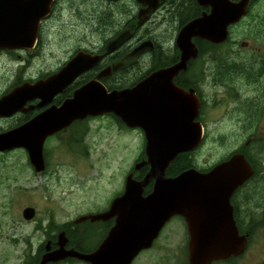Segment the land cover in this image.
Masks as SVG:
<instances>
[{"label":"water","instance_id":"water-1","mask_svg":"<svg viewBox=\"0 0 264 264\" xmlns=\"http://www.w3.org/2000/svg\"><path fill=\"white\" fill-rule=\"evenodd\" d=\"M249 3L250 0H216L212 15L188 24L179 37L185 59L193 49V36L223 41L227 27L246 15ZM51 4L52 0H0V49L32 48L42 20L51 12ZM128 36L122 33L109 43V49L119 47ZM97 61L98 57L81 52L58 74L15 87L0 99V117L23 111L29 101L37 98L43 100L42 104L49 103ZM163 76L164 73L157 74L149 85L144 82L135 89L113 91L93 80L76 90L60 107L52 106L27 123L0 134V153L26 149L37 172L46 168L47 139L76 120L113 113L128 127L142 128L146 135L147 159L135 167L139 170L150 166L145 178L137 180L130 173L125 192L113 200L108 211L76 220L81 223L116 218L100 246L90 253L68 248L69 238L62 231L58 248L51 250L49 241L39 264L68 258L89 264H132L143 250L153 246L166 223L177 214L183 215L188 223L189 264H213L244 252L248 239L239 233L230 199L254 175V170L244 155L235 154L208 172L190 168L175 177L167 176L172 161L200 144L203 131L202 127L188 129L193 115L182 107L185 102H172L148 92L150 86L161 83ZM152 180L154 189L145 196L144 189ZM36 214L33 206L23 210L25 220L34 219Z\"/></svg>","mask_w":264,"mask_h":264},{"label":"flooded vegetation","instance_id":"flooded-vegetation-1","mask_svg":"<svg viewBox=\"0 0 264 264\" xmlns=\"http://www.w3.org/2000/svg\"><path fill=\"white\" fill-rule=\"evenodd\" d=\"M95 1L99 7L94 10L96 15L93 20L96 23L91 22V26L101 38L100 42L77 45L72 48L68 57L53 69L44 71L41 69L36 76H23L17 79L11 89H6L0 95V99L19 85L37 83L58 74L81 52L98 57L97 63L77 75L72 83L58 92L49 103L42 104L43 100L37 98L29 101L23 111L11 117H0V134L27 123L52 106L60 107L73 97L76 90L93 80L100 81L108 91L125 90L135 89L144 82L149 85L153 77L164 73L160 79L161 83L156 87L150 86L148 92L172 102H185L186 105L182 107L193 115L188 129L202 127L203 136L200 144L194 150L185 153L192 159V165L188 169L208 172L233 155L242 154L254 170V175L238 187L230 199L239 233L248 239L246 248L240 255L213 263L232 264L248 251L254 226H264V190H253L264 187V0H250L246 15L227 27V37L223 41L215 42L201 36H193L191 40L193 49L187 59L179 45V37L188 24L212 15L215 12L216 0ZM68 4L69 0H52L51 12L40 24L35 45L32 48L0 49V57L18 53L16 60L19 61V66L27 64L31 68L27 55L34 59L41 54L46 45L44 38L49 37L46 36L47 24L58 15L62 16L67 11ZM124 32L129 35L128 38L119 47L109 49V43ZM142 45L146 47L138 51ZM101 75L102 77H99ZM96 117L88 116L76 120L54 136L65 130H74L72 133L69 132L70 145L85 149L87 122ZM112 117L125 129L143 132L147 145L142 128H130L119 117ZM9 120L12 121L11 124ZM226 120L231 125L228 133L247 136L244 137L246 139L244 144H235L234 150L222 160L207 167L201 166L196 157L197 152L211 138L212 141H218L219 137L220 140L224 139L218 133H223L221 130L225 128H222L221 123ZM213 135L214 137H211ZM144 160L146 158L142 161ZM256 168H260L261 171L257 176L260 177L257 184ZM149 170L150 166L147 164L139 170L134 168L130 173H133L135 179L143 180ZM153 189L154 180L145 187L144 195L147 196ZM110 207L111 204L103 211H108ZM115 219L86 222L97 223L102 228L110 225V231ZM174 220H180L185 224V232L186 229L188 232L185 242L189 245L188 223L180 214L171 217L159 237L166 226ZM98 245L88 248L89 252L96 250ZM56 247L52 243L51 250ZM67 247L71 248L69 244Z\"/></svg>","mask_w":264,"mask_h":264},{"label":"rangeland","instance_id":"rangeland-1","mask_svg":"<svg viewBox=\"0 0 264 264\" xmlns=\"http://www.w3.org/2000/svg\"><path fill=\"white\" fill-rule=\"evenodd\" d=\"M97 6L95 0H69L67 11L47 24L49 37L44 38L46 45L41 54L34 59L27 55L31 68L27 64L19 66L18 53L0 57V95L23 76L53 69L77 45L98 44L101 38L91 26V22L96 23L93 19ZM221 126L225 129L218 134L224 139L211 138L197 152L201 166L222 160L234 150L235 144H244L247 136L228 133L231 125L227 120ZM73 131L65 130L47 139L46 168L42 172L35 170L26 149L0 153V264H39L47 243L57 242L59 234L67 230L75 241L87 232L84 246L96 247L103 237V228L97 223L75 221L103 213L125 190L127 176L135 165L146 158L143 132L125 129L110 114L87 122L84 151L70 145ZM255 179L258 181L260 177ZM27 206L37 210L32 220L23 217ZM254 229L248 251L232 264H264V226ZM163 231L153 247L143 250L132 264H189L185 224L174 220ZM59 264L88 263L66 260Z\"/></svg>","mask_w":264,"mask_h":264},{"label":"trees","instance_id":"trees-1","mask_svg":"<svg viewBox=\"0 0 264 264\" xmlns=\"http://www.w3.org/2000/svg\"><path fill=\"white\" fill-rule=\"evenodd\" d=\"M112 116L116 117L115 115L112 114ZM86 149V148H85ZM83 149V151L85 150ZM145 156V155H144ZM192 165V159L188 158V155L183 153V154H180V156H178L174 161H172V163L169 165L168 169H167V174L168 175H178L180 174L181 172L187 170L189 167H191ZM260 168H256L257 170V173H256V176H259L260 174ZM256 184L258 183V181L255 182ZM253 190H256L253 189ZM148 191V190H147ZM109 228H110V225L108 226H103V229H102V239L100 240V242L103 240V238L107 235L108 231H109ZM67 233V236L69 237L70 239V242H69V246L71 248H75L77 250H80L82 252H89L90 249L86 248V246H84V243L85 241L87 242V239H88V233L86 232H83L82 235H81V238L80 239H76L78 241H75L73 239V237H71V233L69 232V230L65 231ZM99 242V244H100ZM54 247L57 246V242H54L53 243ZM68 260H73V259H68ZM76 261V260H74ZM59 264V263H57Z\"/></svg>","mask_w":264,"mask_h":264}]
</instances>
